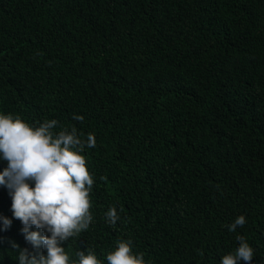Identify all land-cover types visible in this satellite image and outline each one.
<instances>
[{
    "label": "trees",
    "instance_id": "trees-1",
    "mask_svg": "<svg viewBox=\"0 0 264 264\" xmlns=\"http://www.w3.org/2000/svg\"><path fill=\"white\" fill-rule=\"evenodd\" d=\"M0 111L95 136L71 258L131 238L151 264H219L239 234L253 256L237 264H264V0H0ZM20 227L0 264H17L8 238L31 248Z\"/></svg>",
    "mask_w": 264,
    "mask_h": 264
},
{
    "label": "clouds",
    "instance_id": "clouds-1",
    "mask_svg": "<svg viewBox=\"0 0 264 264\" xmlns=\"http://www.w3.org/2000/svg\"><path fill=\"white\" fill-rule=\"evenodd\" d=\"M82 120L83 116L74 115ZM55 118L29 123L21 116L0 111V186L10 196L11 217L0 213V233L20 221L19 232L31 248L21 247L8 238L17 264H151L142 252L133 251L131 238L118 239L103 259L92 248L75 252L71 258L64 242L89 228L90 192L94 180L86 166L85 148H94L96 139L89 132L81 138L75 127L56 131ZM106 223L116 224L118 209L109 206ZM245 223L243 214L227 225L229 232ZM5 237L0 235V244ZM233 251L221 255L219 264L251 261L253 248L237 234ZM43 249V251H41Z\"/></svg>",
    "mask_w": 264,
    "mask_h": 264
}]
</instances>
